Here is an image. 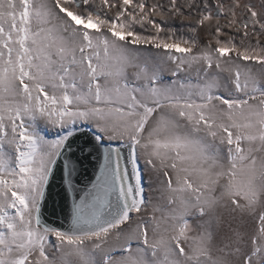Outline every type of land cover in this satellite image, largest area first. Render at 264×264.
I'll return each mask as SVG.
<instances>
[{
  "label": "snow or ice",
  "instance_id": "obj_1",
  "mask_svg": "<svg viewBox=\"0 0 264 264\" xmlns=\"http://www.w3.org/2000/svg\"><path fill=\"white\" fill-rule=\"evenodd\" d=\"M239 8L0 0V264H264V5ZM78 125L128 156L107 149L94 181L69 183L68 226H50Z\"/></svg>",
  "mask_w": 264,
  "mask_h": 264
},
{
  "label": "water",
  "instance_id": "obj_2",
  "mask_svg": "<svg viewBox=\"0 0 264 264\" xmlns=\"http://www.w3.org/2000/svg\"><path fill=\"white\" fill-rule=\"evenodd\" d=\"M95 131L83 129L77 131L63 155L56 163L52 177L49 180L46 195L41 206V220L50 226L66 228L72 207V197L68 184L83 189L94 181L104 152L110 148H119L123 156H128L126 145L108 143L97 144L94 140ZM68 164V170L65 165ZM74 168L69 177L68 172ZM143 177V175H142Z\"/></svg>",
  "mask_w": 264,
  "mask_h": 264
},
{
  "label": "rangeland",
  "instance_id": "obj_3",
  "mask_svg": "<svg viewBox=\"0 0 264 264\" xmlns=\"http://www.w3.org/2000/svg\"><path fill=\"white\" fill-rule=\"evenodd\" d=\"M211 2L214 4L215 0H211ZM233 2H234V0H224V4L226 7L230 4H232ZM239 2L241 4V8L237 9L236 11H237L238 16L241 18L243 17V13L245 11L244 10L245 4L255 5L257 11H260L261 5H264V0H239ZM225 23H226V20L222 18L221 24H225ZM174 24L177 27V29H179L180 22L175 21ZM226 31H227V29H226ZM183 34L185 36L191 35V34L187 33L186 31ZM152 51L155 52L156 50L153 49ZM181 75H182V77L186 78L185 74H181ZM191 77H192L193 82H195L196 76H195L194 72L191 73ZM161 78H162V81L164 83H169L172 79H174V77L171 76V73L167 67H165ZM83 129H91V130L95 131L94 128H90L87 125H82V126L78 125L77 126V131H80ZM47 135L49 138H56L55 131H49V132H47ZM111 143L118 144V145H125L119 141H113ZM140 168H141L142 175H143V185H144V189H145V195L156 198L158 196V193L156 191H154V189L157 187V185L155 184V178L154 177L150 178L149 174L145 171V166H144L143 161H140ZM236 225L239 226L241 229H244L246 226L245 222L240 221L239 218L236 221Z\"/></svg>",
  "mask_w": 264,
  "mask_h": 264
}]
</instances>
